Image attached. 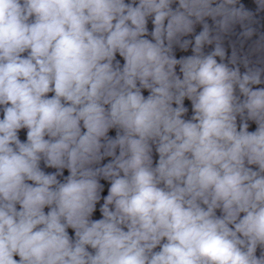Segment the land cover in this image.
I'll return each mask as SVG.
<instances>
[{
    "label": "clouds",
    "instance_id": "1",
    "mask_svg": "<svg viewBox=\"0 0 264 264\" xmlns=\"http://www.w3.org/2000/svg\"><path fill=\"white\" fill-rule=\"evenodd\" d=\"M253 3L0 0V264H264Z\"/></svg>",
    "mask_w": 264,
    "mask_h": 264
}]
</instances>
